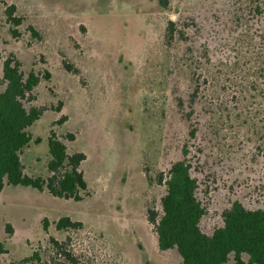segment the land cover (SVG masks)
Returning <instances> with one entry per match:
<instances>
[{"label": "rangeland", "instance_id": "rangeland-1", "mask_svg": "<svg viewBox=\"0 0 264 264\" xmlns=\"http://www.w3.org/2000/svg\"><path fill=\"white\" fill-rule=\"evenodd\" d=\"M11 5L22 19L18 27L7 21ZM259 6L251 0H169L167 8L160 0H0V93L9 57L25 77L34 72L41 79L25 104L44 110L27 130L25 172L50 176L54 131L69 154L86 155L81 171L88 184L81 201L6 186L0 264H49L52 239L67 243L79 264H182L176 250L159 248L148 219L150 211L162 215L168 171L179 161L191 165L198 181L206 234L224 225L223 212L234 202L264 210ZM62 217L83 228L58 230ZM35 253L41 260L24 262ZM234 263L232 254L226 264Z\"/></svg>", "mask_w": 264, "mask_h": 264}, {"label": "trees", "instance_id": "trees-1", "mask_svg": "<svg viewBox=\"0 0 264 264\" xmlns=\"http://www.w3.org/2000/svg\"><path fill=\"white\" fill-rule=\"evenodd\" d=\"M261 2L264 10V0ZM160 5L167 8L169 0H160ZM15 5L5 10L7 21L14 27L22 24L16 15ZM15 37L17 28L12 29ZM169 39L176 34L175 24L168 27ZM50 74L47 73L49 78ZM5 90L0 93V196L6 186L31 187L40 192L48 190L57 198L81 201L82 192L88 190V184L81 171L86 160L84 153L69 154L66 144L51 131L48 139L50 161L47 178L29 176L25 172L21 153L32 138L28 128L43 115L42 108L28 109L26 102L34 100L33 91L41 79L32 72L27 77L21 70V64L15 57H9L3 67ZM70 141L75 135L69 134ZM38 141V140H37ZM166 194L162 199L163 213L149 212V221L157 234L158 246L162 251L176 250L182 264H226L234 254V264H264V210L247 209L240 202L223 212L224 225L211 235L201 228V221L206 210L197 197L198 181L192 176L191 165L179 161L172 165L165 181ZM58 230H79L83 223L62 217L57 223ZM55 252L49 264H79L78 258L65 242L52 239ZM243 255L249 256L247 263ZM41 260L39 253L24 262Z\"/></svg>", "mask_w": 264, "mask_h": 264}]
</instances>
